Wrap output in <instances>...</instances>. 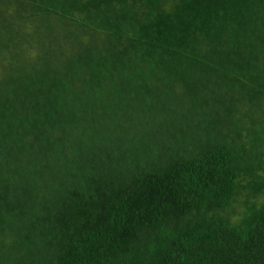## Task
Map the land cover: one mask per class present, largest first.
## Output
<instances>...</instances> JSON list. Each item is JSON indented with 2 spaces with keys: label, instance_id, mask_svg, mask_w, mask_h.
I'll list each match as a JSON object with an SVG mask.
<instances>
[{
  "label": "trees",
  "instance_id": "1",
  "mask_svg": "<svg viewBox=\"0 0 264 264\" xmlns=\"http://www.w3.org/2000/svg\"><path fill=\"white\" fill-rule=\"evenodd\" d=\"M0 264H264V0H0Z\"/></svg>",
  "mask_w": 264,
  "mask_h": 264
}]
</instances>
